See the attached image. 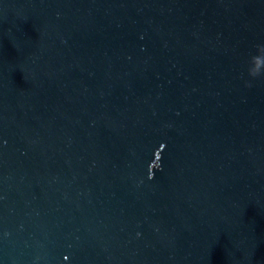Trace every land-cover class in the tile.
I'll return each instance as SVG.
<instances>
[{
    "label": "water",
    "instance_id": "1",
    "mask_svg": "<svg viewBox=\"0 0 264 264\" xmlns=\"http://www.w3.org/2000/svg\"><path fill=\"white\" fill-rule=\"evenodd\" d=\"M261 46L264 0H0V264H264Z\"/></svg>",
    "mask_w": 264,
    "mask_h": 264
},
{
    "label": "clouds",
    "instance_id": "2",
    "mask_svg": "<svg viewBox=\"0 0 264 264\" xmlns=\"http://www.w3.org/2000/svg\"><path fill=\"white\" fill-rule=\"evenodd\" d=\"M262 50H264V46H261V47H258L257 48V54L251 56V58L249 60V65H252V62H254L255 60L264 61V59H262L261 56L259 55V53ZM259 67L260 68H264V63H262ZM247 73H248V76L251 77V78H253V79L260 78V77L264 76V72H261V71H253L252 70V67H248Z\"/></svg>",
    "mask_w": 264,
    "mask_h": 264
}]
</instances>
